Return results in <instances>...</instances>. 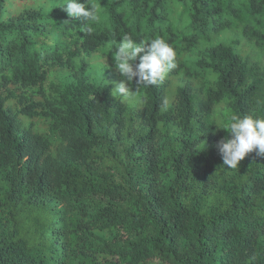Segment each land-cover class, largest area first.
Listing matches in <instances>:
<instances>
[{
    "label": "trees",
    "instance_id": "obj_1",
    "mask_svg": "<svg viewBox=\"0 0 264 264\" xmlns=\"http://www.w3.org/2000/svg\"><path fill=\"white\" fill-rule=\"evenodd\" d=\"M62 2L0 0V264H264V155L216 147L264 115V0H86L91 33ZM126 33L177 52L131 111L82 58Z\"/></svg>",
    "mask_w": 264,
    "mask_h": 264
},
{
    "label": "clouds",
    "instance_id": "obj_2",
    "mask_svg": "<svg viewBox=\"0 0 264 264\" xmlns=\"http://www.w3.org/2000/svg\"><path fill=\"white\" fill-rule=\"evenodd\" d=\"M57 7L65 10L69 17L83 21V30L88 33L92 31L91 24L99 20L98 5L88 4L86 0H63ZM110 51L114 53V66L121 77L114 84L110 95L121 101L133 98L141 87L159 85L169 72L177 68V52L162 36L138 40L126 33L119 40L113 38ZM105 60L97 65L100 78L104 81L103 70L107 66ZM134 78L137 87L132 90L130 85ZM217 128L225 129L229 133V136L216 143L227 168L238 169L239 162L253 151L257 156L264 155V115L233 114L228 122H221Z\"/></svg>",
    "mask_w": 264,
    "mask_h": 264
},
{
    "label": "rangeland",
    "instance_id": "obj_3",
    "mask_svg": "<svg viewBox=\"0 0 264 264\" xmlns=\"http://www.w3.org/2000/svg\"><path fill=\"white\" fill-rule=\"evenodd\" d=\"M110 46L111 44H109L107 48H105V51L98 50L95 53H92L90 55L83 54L82 58L86 60L89 66V68L87 69V74L89 75L92 81L96 83H107L108 81V83H112L114 86L115 83H118L120 81L121 77L119 73L117 72V70L115 69L113 60L106 53L107 50H110ZM104 60L107 66L103 70V77L106 81L100 78L98 68H97V65L102 64ZM76 66H78L77 63H76ZM72 73L73 71L70 70V68H65V67H60V66L51 68L48 71L47 77L43 82L45 92H49L51 90L52 84H55V85L61 84L62 82L70 80L72 78ZM130 87L132 88V90H135L137 85L132 82ZM32 90L33 89H31L30 87V88H27L25 92L27 93L30 92V94H34L35 92ZM35 91L38 92L37 89ZM140 93H141L140 90H138V92L134 94L133 98L127 101H123L129 111L135 110L140 107ZM38 97L41 98L39 94H38ZM25 120L29 122L28 119H25ZM46 124H50V120L45 121L44 123L45 129H46ZM36 125L38 127H40V125H43V120L40 121L38 119H33L32 126H36Z\"/></svg>",
    "mask_w": 264,
    "mask_h": 264
}]
</instances>
